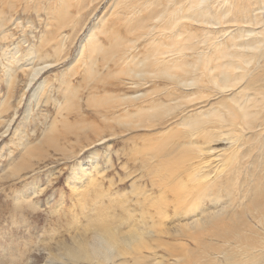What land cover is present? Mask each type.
Returning a JSON list of instances; mask_svg holds the SVG:
<instances>
[{
    "label": "bare ground",
    "instance_id": "6f19581e",
    "mask_svg": "<svg viewBox=\"0 0 264 264\" xmlns=\"http://www.w3.org/2000/svg\"><path fill=\"white\" fill-rule=\"evenodd\" d=\"M100 2H106V6L87 28L72 60L81 57L91 60L88 67L92 75L96 68L92 71L91 66L99 58L118 60L119 66L128 69L129 78L120 84L131 93L123 94L120 103L114 102V109L96 113L107 126L116 123L121 134L136 128L152 130L167 126L155 134L156 138L148 139L150 145L146 148L164 149V144L169 142L171 151L164 150V157L173 165L166 177L161 176L166 161L160 160L156 166L149 167L150 186L158 184L166 188L148 205L155 208L158 216L155 219L150 214L152 224L144 222L138 227L134 224L118 235L116 230L122 221L115 219L117 225L113 226V221L109 222L111 218L102 216L89 232L91 241L82 242L84 247L80 250L91 259L101 258L104 262L132 256L141 264H155L159 260L146 262L143 252L159 246H171L174 251L177 246L161 238L169 234L185 240L177 244L180 253L175 258L179 264H261L264 260V0ZM85 4V0H75L71 5L81 10ZM55 47L58 49L57 44ZM30 52L33 54L34 50ZM40 69L34 70L31 82ZM148 86L150 90L142 89ZM36 89L33 95H37ZM91 93L87 100L107 104L118 96L104 94L98 99ZM50 136L49 132L48 143L55 144V137L53 141ZM102 139L100 135L98 143ZM221 144L227 146L220 149ZM193 159L197 160L187 163ZM147 192L144 191L146 196ZM169 192L172 200L167 198ZM170 201L174 207L171 215L179 220L168 228L163 225L170 217L165 209Z\"/></svg>",
    "mask_w": 264,
    "mask_h": 264
},
{
    "label": "rangeland",
    "instance_id": "374dc122",
    "mask_svg": "<svg viewBox=\"0 0 264 264\" xmlns=\"http://www.w3.org/2000/svg\"><path fill=\"white\" fill-rule=\"evenodd\" d=\"M85 2L78 10L71 5L75 0H0V264H141L132 256L112 262L91 259L80 249L88 244L102 216L111 218L113 226L117 225L115 219L122 221L118 235L134 224H152L150 214L158 218L155 208L148 205L166 188L150 186L152 175L148 171L160 160L166 161L161 176L166 177L168 168L172 170L173 162L164 157L170 143H165L164 149L146 146L150 145L148 139L156 138L155 134L167 126L121 134L116 123L109 127L96 113L114 109V102L120 103L121 96L131 90L120 84L129 75L118 60H95L91 69L99 73L95 70L94 75L88 67L91 60H72L87 28L106 6L100 0ZM56 44L58 49H54ZM40 67L41 72L31 82L32 73ZM36 87L37 95H33ZM90 92L98 99L104 94L119 97L108 102V107L107 102L87 100ZM47 129L55 144L48 143ZM100 135L104 140L98 143ZM218 146L221 149L227 144ZM180 168L179 173L183 172ZM167 195L172 200L170 192ZM170 203L165 209L172 218L164 220L165 227H173L179 220L171 215L174 207ZM165 236L161 235L162 241L176 245V249L155 247L152 242L155 248L144 250L142 255L146 262L180 263L175 258L180 253L177 244L185 240Z\"/></svg>",
    "mask_w": 264,
    "mask_h": 264
},
{
    "label": "snow or ice",
    "instance_id": "6c2138e0",
    "mask_svg": "<svg viewBox=\"0 0 264 264\" xmlns=\"http://www.w3.org/2000/svg\"><path fill=\"white\" fill-rule=\"evenodd\" d=\"M222 91H227L226 89L222 90ZM261 264H264V260H261Z\"/></svg>",
    "mask_w": 264,
    "mask_h": 264
}]
</instances>
